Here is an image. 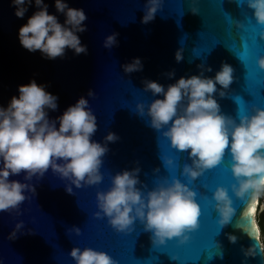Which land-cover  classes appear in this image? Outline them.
Wrapping results in <instances>:
<instances>
[{
	"label": "water",
	"instance_id": "obj_1",
	"mask_svg": "<svg viewBox=\"0 0 264 264\" xmlns=\"http://www.w3.org/2000/svg\"><path fill=\"white\" fill-rule=\"evenodd\" d=\"M45 2L54 13L53 0ZM67 2L86 14L83 23L87 30L78 35L87 54L73 55L67 50L63 59L46 60L38 52L23 49L17 40V29L33 7L29 6L21 19L13 14L10 0H0V105L17 94V85L35 79L58 97L57 109L49 111V116L55 117L91 89L94 96L86 98L97 123L92 138L101 141L112 131L119 139L108 144L99 184L73 186L69 194L64 190L66 181L48 170L38 181H31L35 196L20 204L19 215L15 210L0 212V264H74L68 255L73 246L105 251L117 264H264V245L256 222L260 204L250 212L248 204L232 194L229 185L235 181L227 150L219 165L188 182L180 175L181 166L190 162L187 152L170 147L160 131L148 126V117L137 115L135 109L137 102L146 106L153 99L143 90V79L166 85L180 76L196 74L198 64L210 66L213 71L205 75L211 76L221 62L232 66L233 81L225 97H216L220 111L236 117L238 111L250 112L253 105L264 107V69L256 63L264 56V39L259 35L264 25L255 21L243 0H162L154 19L146 24L141 23L144 0ZM190 7L197 13L190 12ZM111 33L117 34L118 43L106 49L102 41ZM177 49H182L179 63L174 59ZM133 57L141 59L142 70L125 74L121 64ZM170 71L174 73L171 78L167 75ZM235 97L240 98L239 103ZM164 157H171L173 165H165ZM136 166L145 191L165 178L171 182L175 176L196 192L199 226L187 234L188 240L180 243L173 237L162 245H152L151 234L143 231L138 221L131 231L116 232L107 218L93 215L98 211L95 194L110 186V176ZM218 185L228 188L235 209L223 227L217 223L211 199ZM18 220L23 221V227L10 239ZM72 226L80 229L79 234L68 231ZM226 234L235 235L236 241L229 242ZM252 244L257 245L256 255L245 257L242 249Z\"/></svg>",
	"mask_w": 264,
	"mask_h": 264
},
{
	"label": "clouds",
	"instance_id": "obj_2",
	"mask_svg": "<svg viewBox=\"0 0 264 264\" xmlns=\"http://www.w3.org/2000/svg\"><path fill=\"white\" fill-rule=\"evenodd\" d=\"M161 3L162 0H144L141 23L151 22ZM243 3L255 21L264 25V0H243ZM29 6L34 10L17 29V40L23 49L38 52L46 60L63 59L67 50L73 55L87 54V46L78 35L87 30L82 8L70 7L67 0H53L52 13L45 0H10L17 18H25ZM189 10L197 13L195 7ZM116 35H106L102 46L106 49L115 46ZM259 35L264 39V30ZM182 58V49H177L175 61L179 63ZM256 63L264 69V56ZM142 67L139 57L121 64L125 74L138 72ZM197 68L196 74L180 76L166 85L143 79V90L150 92L153 99L146 106L137 102L136 114L147 116L148 126L160 131L170 147L187 152L190 162L181 166L180 175L188 182L219 165L227 150L235 181L229 185L231 192L253 209L264 198V107L253 105L248 113L225 115L216 97H225L233 81L232 66L221 62L211 76L205 75L213 71L210 66L198 64ZM167 75L171 78L174 73L170 71ZM86 96L93 97V91L88 89ZM86 96H79L59 115L50 117L49 111L57 109L58 97L46 91L45 84L30 79L17 85V94L0 105V212L15 210L19 215L20 204L35 196L31 181L33 178L38 181L48 170L66 181L64 190L69 194L73 193V186L80 188L101 182L102 158L109 151L108 144L116 142L119 136L108 131L101 141L92 138L97 123ZM163 162L173 165L171 157H164ZM139 172L136 166L112 174L110 186L95 194L98 211L93 215L107 218L116 232H129L138 221L143 231L151 234L152 245H162L166 238L173 237L180 243L188 240L187 234L199 226L196 192L175 176L171 182L165 178L145 191L147 187L139 180ZM17 176L22 178L15 179ZM211 199L215 201L217 223L221 227L227 225L235 214L228 188L216 186ZM22 227L23 221H16L9 238L15 239ZM68 231L79 234L80 229L72 226ZM28 233L31 234L30 229ZM226 235L229 242L236 241L235 235ZM256 246L242 249L244 256H255ZM68 255L74 264H117L105 251L91 247L73 246ZM261 255L264 259V253Z\"/></svg>",
	"mask_w": 264,
	"mask_h": 264
},
{
	"label": "rangeland",
	"instance_id": "obj_3",
	"mask_svg": "<svg viewBox=\"0 0 264 264\" xmlns=\"http://www.w3.org/2000/svg\"><path fill=\"white\" fill-rule=\"evenodd\" d=\"M259 204H260V211H258L256 218L258 221V224H262V235L260 236V240L261 242L264 244V207H262V205H264V198H261L259 200Z\"/></svg>",
	"mask_w": 264,
	"mask_h": 264
},
{
	"label": "snow or ice",
	"instance_id": "obj_4",
	"mask_svg": "<svg viewBox=\"0 0 264 264\" xmlns=\"http://www.w3.org/2000/svg\"><path fill=\"white\" fill-rule=\"evenodd\" d=\"M235 99H236V102H237V103H239V102H240V98H239V97H235ZM249 211L251 212V211H252V209H249Z\"/></svg>",
	"mask_w": 264,
	"mask_h": 264
},
{
	"label": "bare ground",
	"instance_id": "obj_5",
	"mask_svg": "<svg viewBox=\"0 0 264 264\" xmlns=\"http://www.w3.org/2000/svg\"><path fill=\"white\" fill-rule=\"evenodd\" d=\"M258 202H259V201H258ZM258 202H257V203H258ZM257 205L259 206V203H258ZM256 222H257V224H258L257 218H256ZM259 228H260V226H259ZM261 235H262V231H261V229H260V236H261ZM260 236H259V237H260Z\"/></svg>",
	"mask_w": 264,
	"mask_h": 264
},
{
	"label": "trees",
	"instance_id": "obj_6",
	"mask_svg": "<svg viewBox=\"0 0 264 264\" xmlns=\"http://www.w3.org/2000/svg\"><path fill=\"white\" fill-rule=\"evenodd\" d=\"M259 226H260V229H261V231H262V229H263V228H262V224L259 223ZM263 245H264V244H263Z\"/></svg>",
	"mask_w": 264,
	"mask_h": 264
}]
</instances>
